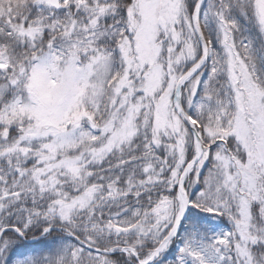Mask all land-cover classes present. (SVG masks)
Wrapping results in <instances>:
<instances>
[{
	"label": "snow or ice",
	"instance_id": "1",
	"mask_svg": "<svg viewBox=\"0 0 264 264\" xmlns=\"http://www.w3.org/2000/svg\"><path fill=\"white\" fill-rule=\"evenodd\" d=\"M0 264H264V0H0Z\"/></svg>",
	"mask_w": 264,
	"mask_h": 264
}]
</instances>
